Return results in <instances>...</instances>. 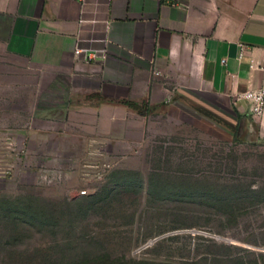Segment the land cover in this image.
<instances>
[{
	"label": "rangeland",
	"instance_id": "374dc122",
	"mask_svg": "<svg viewBox=\"0 0 264 264\" xmlns=\"http://www.w3.org/2000/svg\"><path fill=\"white\" fill-rule=\"evenodd\" d=\"M21 87L0 85V264H264L258 121L106 137L71 124L66 91Z\"/></svg>",
	"mask_w": 264,
	"mask_h": 264
},
{
	"label": "crops",
	"instance_id": "0c3cea01",
	"mask_svg": "<svg viewBox=\"0 0 264 264\" xmlns=\"http://www.w3.org/2000/svg\"><path fill=\"white\" fill-rule=\"evenodd\" d=\"M263 65L264 0H0L4 93L64 90L71 124L106 137L140 141L147 116L192 112L264 130L245 97L264 86Z\"/></svg>",
	"mask_w": 264,
	"mask_h": 264
},
{
	"label": "built area",
	"instance_id": "2783aa9c",
	"mask_svg": "<svg viewBox=\"0 0 264 264\" xmlns=\"http://www.w3.org/2000/svg\"><path fill=\"white\" fill-rule=\"evenodd\" d=\"M83 21V20H82ZM75 53L82 58L83 61H92L96 59H105V49H89V48H77ZM264 71V65H263ZM160 72L156 71V74ZM248 101L251 102L249 114L252 116H259L264 111V86L256 91H250L245 96Z\"/></svg>",
	"mask_w": 264,
	"mask_h": 264
},
{
	"label": "trees",
	"instance_id": "16d2710c",
	"mask_svg": "<svg viewBox=\"0 0 264 264\" xmlns=\"http://www.w3.org/2000/svg\"><path fill=\"white\" fill-rule=\"evenodd\" d=\"M128 105L135 107V105L133 103H130V102H128ZM256 264H258V263H256Z\"/></svg>",
	"mask_w": 264,
	"mask_h": 264
}]
</instances>
